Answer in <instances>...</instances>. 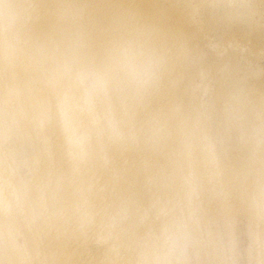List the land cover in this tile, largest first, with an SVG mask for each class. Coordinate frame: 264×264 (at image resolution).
Here are the masks:
<instances>
[{
    "label": "bare ground",
    "instance_id": "6f19581e",
    "mask_svg": "<svg viewBox=\"0 0 264 264\" xmlns=\"http://www.w3.org/2000/svg\"><path fill=\"white\" fill-rule=\"evenodd\" d=\"M209 2L0 0V264H129L162 202L207 209L210 264L238 220L264 264V148L240 135L264 119V9L239 27ZM141 56L147 92L99 71Z\"/></svg>",
    "mask_w": 264,
    "mask_h": 264
},
{
    "label": "clouds",
    "instance_id": "9594fccd",
    "mask_svg": "<svg viewBox=\"0 0 264 264\" xmlns=\"http://www.w3.org/2000/svg\"><path fill=\"white\" fill-rule=\"evenodd\" d=\"M202 15L234 26H247L264 9V0H211L194 6ZM191 11V9H190ZM115 76L133 92H147L159 80L162 63L154 57H138L133 64L126 58L113 60L110 68L99 69ZM241 138L254 149L264 148V119L241 130ZM258 196L264 199V164L257 178ZM167 208V211H161ZM207 216V209L197 202L174 208L162 202L146 210L137 243L129 264H210L209 253L202 243L198 224Z\"/></svg>",
    "mask_w": 264,
    "mask_h": 264
},
{
    "label": "rangeland",
    "instance_id": "374dc122",
    "mask_svg": "<svg viewBox=\"0 0 264 264\" xmlns=\"http://www.w3.org/2000/svg\"><path fill=\"white\" fill-rule=\"evenodd\" d=\"M264 58H261V59H259L258 61H256V63L255 64H257L258 62V64L257 65H255L254 64V66H261V68H264V60H263ZM260 64V65H259ZM241 221V220H240ZM239 220H238V222H237V227H236V234L234 235V242H235V245H234V243H233V246H234V248L233 249H235L234 251H232L231 250V248H229V235L227 234V233H225L224 234V232H223V238L225 239V241L227 242H225L226 244V253L225 254H227V256L226 257H228L227 258V260H228V264H255L256 262V260H255V258L258 256V251H259V247H258V245L256 244V242H251V240H254V239H252L251 237H250V235L247 233V231H246V228H244V226L246 227V223H244V222H240ZM240 222V223H239ZM245 224V225H244ZM240 226V228H239V226ZM241 227H243V228H241ZM225 235V236H224ZM236 243H237V245H236ZM255 243V245L253 246V244ZM228 246V247H227ZM249 246H252V247H249ZM257 246V247H256ZM250 250H249V249ZM258 248V249H257ZM257 249V250H256ZM229 251V252H228ZM248 251H250V253L252 252L253 253V255H255L256 257H251V258H249L252 254H250ZM256 251H257V253H256ZM235 252H237V253H235ZM229 254L232 256V257H229ZM248 254H250V255H248ZM248 256V257H247ZM231 258V259H230ZM233 258V259H232ZM253 258H254V260H253ZM236 259V260H235ZM230 261V262H229ZM232 261V262H231Z\"/></svg>",
    "mask_w": 264,
    "mask_h": 264
}]
</instances>
